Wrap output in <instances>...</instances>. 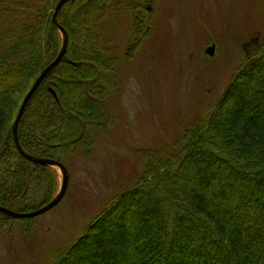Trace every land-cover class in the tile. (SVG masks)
Instances as JSON below:
<instances>
[{"label":"trees","instance_id":"1","mask_svg":"<svg viewBox=\"0 0 264 264\" xmlns=\"http://www.w3.org/2000/svg\"><path fill=\"white\" fill-rule=\"evenodd\" d=\"M58 2L0 0V207L16 213L49 204L57 185L53 168L20 155L12 127L25 95L61 51L52 24ZM111 9L120 12L121 0L61 7L65 55L17 127L27 156L63 165L69 155H90L94 130L109 121V78L118 64L104 38ZM143 16L133 14L138 30L147 28ZM168 148L145 154L134 184L75 243L49 253L51 264H264V39L208 115L187 121ZM12 221L0 213V233Z\"/></svg>","mask_w":264,"mask_h":264},{"label":"rangeland","instance_id":"2","mask_svg":"<svg viewBox=\"0 0 264 264\" xmlns=\"http://www.w3.org/2000/svg\"><path fill=\"white\" fill-rule=\"evenodd\" d=\"M121 4L120 12L109 10L104 28L105 43L118 59L109 78V121L94 130L89 156L63 158L68 186L61 202L34 221L9 222L0 233V264H51L49 253L75 243L134 184L145 154L169 151L187 121L208 115L264 39V0ZM137 12L146 15L147 28H135ZM53 170L54 199L62 174Z\"/></svg>","mask_w":264,"mask_h":264},{"label":"water","instance_id":"3","mask_svg":"<svg viewBox=\"0 0 264 264\" xmlns=\"http://www.w3.org/2000/svg\"><path fill=\"white\" fill-rule=\"evenodd\" d=\"M68 1H71V0H59V2L57 3V5L54 9L53 15H52V24L59 31V33L61 34V37H62L61 51H60L59 55L57 56V58L41 72V74L38 76V78L35 80V82L31 86V88L29 89V91L25 95V97L21 103V106L18 110L17 116L14 120L13 127H12V134H13L14 143L16 145L18 152L20 153V155L22 157L26 158L28 161H30L34 164L41 165V166H48L51 168L56 167L61 171V174H62L61 190H60L59 194L49 204H47L43 208H41L37 211H34V212H30V213H26V214H17V213H14L8 209L0 207V213L1 214H4V215H6L10 218H13V219H32V218H36V217H39V216L46 214L47 212L51 211L53 208H55L61 202V200L63 199V197L65 195L67 186H68L67 170L61 163H59L55 160L38 159V158H32V157L27 156L22 151V149L19 145V142H18V138H17V127H18L19 121L22 117L23 111H24L27 103L29 102L30 98L35 93V91L38 89L40 84L43 82V80L46 78V76L61 62V60L63 59V57L65 55L68 36H67L66 31L58 25L56 18H57V15H58L61 7L65 3H67ZM206 53L209 56H211L213 53V49L212 48L208 49L206 51ZM49 92L52 94V96L55 98V100H58L55 92L52 89H49Z\"/></svg>","mask_w":264,"mask_h":264},{"label":"bare ground","instance_id":"4","mask_svg":"<svg viewBox=\"0 0 264 264\" xmlns=\"http://www.w3.org/2000/svg\"><path fill=\"white\" fill-rule=\"evenodd\" d=\"M41 166V165H40ZM45 167H48V166H45ZM14 213H16V212H14ZM17 214H26V213H17ZM4 215V214H3ZM6 216V215H5ZM8 217V216H7ZM8 218H10V217H8ZM10 219H12V220H26V219H13V218H10ZM33 219V218H32Z\"/></svg>","mask_w":264,"mask_h":264}]
</instances>
